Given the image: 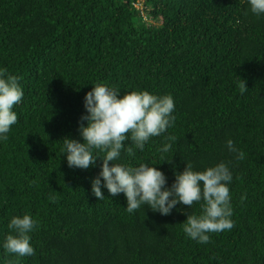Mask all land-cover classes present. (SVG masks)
Instances as JSON below:
<instances>
[{
	"label": "trees",
	"instance_id": "obj_1",
	"mask_svg": "<svg viewBox=\"0 0 264 264\" xmlns=\"http://www.w3.org/2000/svg\"><path fill=\"white\" fill-rule=\"evenodd\" d=\"M0 69L24 90L18 123L0 141V264L17 261L2 243L23 214L38 227L35 255L18 264H264V16L247 0H0ZM96 83L172 95L174 125L115 163L158 164L169 187L186 164L225 163L231 230L200 244L182 230L199 203L129 214L122 193L92 194L102 159L70 168L62 140H81ZM167 136L176 140L162 153Z\"/></svg>",
	"mask_w": 264,
	"mask_h": 264
},
{
	"label": "clouds",
	"instance_id": "obj_2",
	"mask_svg": "<svg viewBox=\"0 0 264 264\" xmlns=\"http://www.w3.org/2000/svg\"><path fill=\"white\" fill-rule=\"evenodd\" d=\"M249 10L257 17L264 16V0H247ZM239 92L247 90L246 82L239 78ZM24 90L19 78L0 69V141L8 138L13 125L18 123L15 107L22 103ZM86 115L81 120L79 132L81 140L64 138L62 153L70 168L89 169L95 167L97 159H102L99 174L91 181L92 194L99 200L106 197L102 188L110 196L123 194L129 214L142 206L153 212L170 215L176 206L192 207L201 205L199 215H187L182 230L188 238L200 244L210 242V234L231 230L234 227L229 185L232 172L220 162L196 171L186 164L182 172H175L174 182L167 186L168 177L155 167L158 164L115 163L121 160L122 153L133 157L135 151L143 152L146 143L159 137L175 123V103L171 94L156 95L146 90L125 91L107 84L96 83L84 97ZM131 141L125 144V141ZM160 149L167 153L175 142V136H167ZM134 145V147H133ZM229 151L237 149L232 140L227 141ZM103 153V155H100ZM241 157L243 153H240ZM172 159L164 161L171 162ZM163 161V162H164ZM109 162H112L111 165ZM38 223L29 214L13 216L7 223L9 233L5 236L2 248L6 255L19 258L35 255L31 243V233ZM9 264L14 262L9 261Z\"/></svg>",
	"mask_w": 264,
	"mask_h": 264
}]
</instances>
